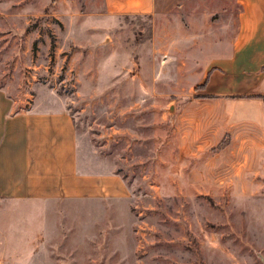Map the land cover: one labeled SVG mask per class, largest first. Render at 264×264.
Returning <instances> with one entry per match:
<instances>
[{
	"label": "rangeland",
	"instance_id": "obj_1",
	"mask_svg": "<svg viewBox=\"0 0 264 264\" xmlns=\"http://www.w3.org/2000/svg\"><path fill=\"white\" fill-rule=\"evenodd\" d=\"M78 1L61 7L58 0H0V86L15 99L35 97L36 84L65 99L79 132L78 157L87 150L103 157L102 166L128 184L129 197L18 211L14 222L38 223L34 212H40L47 225L59 227L58 245L50 242L31 264H264V182L210 188L161 183L159 113L168 101L170 127L173 101L188 91L176 89L174 73L168 89L160 83L162 54L154 37L176 11L125 16L98 35L80 28ZM92 35L99 42H87ZM8 218L0 216L2 231ZM13 247L2 250L5 257L28 253Z\"/></svg>",
	"mask_w": 264,
	"mask_h": 264
},
{
	"label": "crops",
	"instance_id": "obj_2",
	"mask_svg": "<svg viewBox=\"0 0 264 264\" xmlns=\"http://www.w3.org/2000/svg\"><path fill=\"white\" fill-rule=\"evenodd\" d=\"M58 1L61 7L68 6V1ZM78 3L80 28L98 35L125 16L176 11L174 19L166 18L165 23L162 19L154 37L162 54L160 83L168 89V75L174 73L176 89L189 92L173 101L170 127L168 101L166 111L159 113L162 185L246 187L264 182V0ZM87 39L99 42L97 35ZM32 89L37 94L25 101L0 86V204L18 205L0 209V216H9L10 221L3 231L0 227V264H31L50 242L56 247L61 240L56 238L58 225H47L45 214L34 212L33 219L42 221L26 226L13 221L19 218L18 211H35L50 203L121 202L129 197L128 184L118 171L102 166L103 157L94 150L78 157L79 132L66 100L39 84ZM47 104L55 107L44 108ZM164 124L169 129L165 139ZM8 244L16 252L21 248L28 253L5 257L2 250Z\"/></svg>",
	"mask_w": 264,
	"mask_h": 264
}]
</instances>
